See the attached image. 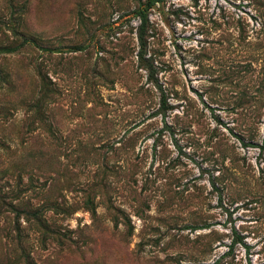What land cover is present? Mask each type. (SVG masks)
Segmentation results:
<instances>
[{"label":"rangeland","instance_id":"1","mask_svg":"<svg viewBox=\"0 0 264 264\" xmlns=\"http://www.w3.org/2000/svg\"><path fill=\"white\" fill-rule=\"evenodd\" d=\"M0 0V264H264V0Z\"/></svg>","mask_w":264,"mask_h":264},{"label":"trees","instance_id":"2","mask_svg":"<svg viewBox=\"0 0 264 264\" xmlns=\"http://www.w3.org/2000/svg\"><path fill=\"white\" fill-rule=\"evenodd\" d=\"M162 0H148L145 7L143 9H139L138 13L141 19L146 18V11H148L151 7H153L156 3H160Z\"/></svg>","mask_w":264,"mask_h":264}]
</instances>
